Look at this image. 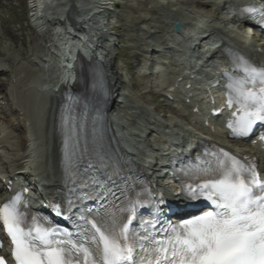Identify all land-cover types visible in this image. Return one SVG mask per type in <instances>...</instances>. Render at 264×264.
<instances>
[{"label":"rangeland","instance_id":"obj_1","mask_svg":"<svg viewBox=\"0 0 264 264\" xmlns=\"http://www.w3.org/2000/svg\"><path fill=\"white\" fill-rule=\"evenodd\" d=\"M49 2L47 6L46 0H0V161L3 172L16 166L29 170L36 163L29 134L30 122L9 117L4 110L10 111L22 91L24 69H43V77L48 82L63 74L60 60L64 56V47L76 38H68L64 26L58 22L60 14L63 18L79 20L75 24L80 23L84 33L71 27L75 35L90 41L96 39L98 54L104 57L107 74L116 81V94L122 102L112 109L114 124L138 160L147 163L156 159L153 141L170 126L175 125L177 130L199 131L185 115L190 111L183 103L185 96L179 97L180 103L167 102L164 88L175 72L196 66V59L187 57L185 51L197 32L194 25L211 28L220 25L217 19L223 16L217 17L214 6L209 11L199 5V0H72L67 5L64 0ZM31 11L35 23L42 25H34L29 15L27 17ZM175 13L183 14L185 18L184 34L177 38V49L170 52L171 57L166 60L169 67L160 69L156 65L159 56L156 61L152 57L156 50L163 51L173 38L171 23ZM228 28L238 33L243 30L238 23H232ZM102 33L112 45L108 51L100 36ZM251 36L255 39L256 34ZM150 57L152 61L148 60ZM160 62L163 64L162 60ZM205 68L211 70L207 65ZM185 79L184 82L188 77ZM199 88L201 83L195 87L197 95L192 98L193 103H197V97L202 95ZM13 123L18 125L13 126ZM159 125L164 128L155 129ZM6 133L9 136L7 143L2 141Z\"/></svg>","mask_w":264,"mask_h":264},{"label":"snow or ice","instance_id":"obj_2","mask_svg":"<svg viewBox=\"0 0 264 264\" xmlns=\"http://www.w3.org/2000/svg\"><path fill=\"white\" fill-rule=\"evenodd\" d=\"M255 12L244 8L238 14ZM259 16L258 23L264 25V10ZM236 60L242 63L243 76L228 84V103L238 104L241 114L228 127L235 136L248 137L257 122L264 123V66L239 56ZM62 119L69 139L76 135L75 151L78 126ZM70 155L66 153V160ZM211 157L185 172L196 183L186 184L184 191L189 200L209 202L212 210L159 232L152 221L143 224L140 232L130 227L139 201L129 200L127 207L109 201L96 210L89 208L81 215L77 232L60 234L36 217L29 224L16 196L0 208L14 264H264V182L255 167L244 162L246 158L223 149ZM5 260L0 255V264Z\"/></svg>","mask_w":264,"mask_h":264},{"label":"bare ground","instance_id":"obj_3","mask_svg":"<svg viewBox=\"0 0 264 264\" xmlns=\"http://www.w3.org/2000/svg\"><path fill=\"white\" fill-rule=\"evenodd\" d=\"M66 1V2H65ZM72 0H64V4H68V2H71ZM197 1V0H196ZM46 2H47V6H49L50 4V2H49V0H46ZM198 4V3H197ZM62 5V4H61ZM65 5V6H66ZM201 5V7H203V8H205V9H209L212 5H210V4H204V5H202V4H200ZM152 8V7H151ZM213 8V7H212ZM76 9V8H75ZM178 10V9H177ZM214 10H215V8H214ZM63 11V10H62ZM169 11V10H168ZM209 11H210V9H209ZM212 11V10H211ZM85 13V12H84ZM182 13V12H181ZM215 14V13H214ZM58 15V14H57ZM174 15V14H173ZM68 17V16H67ZM67 17H65V18H63V17H61V14H60V18H59V23H62V25L64 26V29H65V31H66V35L68 36V38H69V34H71L70 33V31H72L71 30V27H73V25H71L72 23H68V22H66L67 21ZM58 20V19H57ZM210 20V19H209ZM219 20H221V19H219ZM70 21V20H69ZM64 22V23H63ZM212 27V26H211ZM59 28V27H58ZM67 38V37H66ZM81 38H84V37H81ZM239 38H241L242 40H243V38L245 39V40H248V38H246V37H243L242 38V36H240ZM71 42V41H70ZM194 42V41H193ZM83 47H84V43L83 44H81ZM209 47H207L208 48V53H211L212 51H213V49L215 48V42H210L209 43ZM73 45L71 44V46L70 47H68V46H65L64 47V50H63V57H65V56H68L69 55V53H70V48L72 47ZM243 55H245L246 57H248V58H250V59H252V58H254V57H256V55L254 54V50L253 51H247L246 50V52H244L243 53ZM61 57V56H60ZM62 57V58H63ZM203 57V56H202ZM201 58V57H200ZM66 59V58H65ZM61 62H64L62 65H61V69H62V71H63V74L61 75V77L64 79V80H67L68 79V77H70L71 76V74H72V71H71V69H70V65L69 64H66L67 63V61H65V60H60ZM182 61V60H181ZM203 61V60H202ZM160 63H162V62H160ZM169 63V62H168ZM168 63H164L163 62V64L162 65H164V64H168ZM216 64H217V66L215 67L213 64H207V66H209V67H211V72H215L216 73V75H217V72L218 71H220L219 69H220V67H226V63H225V61L224 60H217L216 62H215ZM160 66H161V64H160ZM35 70V69H34ZM171 71V70H170ZM31 72H33V70H31ZM176 73V72H175ZM172 75V74H171ZM186 80V79H185ZM188 83H192V80L191 79H189V77H188V80L187 81H185L184 83H183V86H184V88H185V85H187ZM21 84L23 85L22 87H21V89H22V91L21 92H19V94H20V99L18 98L17 100V104L24 110V112H25V117L26 118H28V120H30V117H31V111H30V109L28 108V105H27V101H26V99H27V96H28V93H26L23 89H24V87L26 86V84H25V82L22 80V82H21ZM110 88H111V96L113 97L112 98V102H111V108H115L116 106H120V104L122 103L121 101H119V99H118V94H116L118 91H117V89H115V87H116V81H114V79H111L110 78ZM212 91V92H211ZM209 92H211L212 94H214V93H218V92H216V91H214V89H212V88H210L209 89ZM220 94V93H219ZM16 95V94H15ZM200 97L201 96H204L205 97V94L204 93H202V95H199ZM198 96V97H199ZM218 96V95H217ZM197 97V98H198ZM205 100H206V102H205ZM208 104H209V102H208V100L207 99H204L203 101H201V102H199L198 103V105L199 106H202L203 107V105L205 106V105H207V109L209 108L208 107ZM183 109V108H182ZM210 110V109H209ZM58 112H59V106H58V104L54 107V110L51 112V111H49V115H51V119H50V123H51V130H50V133H51V135H52V146H51V148H52V151H51V155H50V164H51V177H50V179H48V181H47V183L48 184H50V183H54V184H58L59 182H60V179H59V177H60V170H59V148H60V146H59V136L57 135V115H58ZM184 112V111H183ZM186 112H188V110L186 111ZM189 114L191 115V108H190V111H189ZM112 116H113V114H112ZM114 117V116H113ZM200 127H201V125H200ZM215 127H216V125H215ZM31 128V127H30ZM215 130H217V128H215ZM222 134H223V132H222ZM45 143V145H47V142H44ZM9 145V144H8ZM232 154L233 155H236L237 157H239V158H243V156L244 155H242V154H240V153H238V152H235V151H232ZM45 155L46 156H48V151H45ZM249 155V154H248ZM45 156V157H46ZM254 156V155H253ZM245 163H248V162H246V161H244ZM42 166H45L44 165V159H43V161H42ZM153 167H155V165H153ZM44 169H46V167H44ZM49 187H50V185H49ZM56 190V188H51V192H54Z\"/></svg>","mask_w":264,"mask_h":264},{"label":"water","instance_id":"obj_4","mask_svg":"<svg viewBox=\"0 0 264 264\" xmlns=\"http://www.w3.org/2000/svg\"><path fill=\"white\" fill-rule=\"evenodd\" d=\"M180 29H181V25L179 24V25H177L176 30L180 31Z\"/></svg>","mask_w":264,"mask_h":264}]
</instances>
